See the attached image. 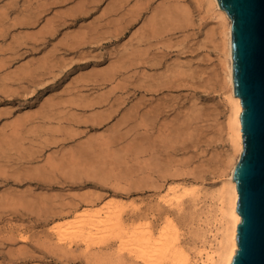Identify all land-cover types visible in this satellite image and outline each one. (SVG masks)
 <instances>
[{"label":"rangeland","instance_id":"rangeland-1","mask_svg":"<svg viewBox=\"0 0 264 264\" xmlns=\"http://www.w3.org/2000/svg\"><path fill=\"white\" fill-rule=\"evenodd\" d=\"M216 27L199 0H0V264H132L113 238L50 234L93 203L171 225L191 256L209 245L232 153ZM142 136L157 152L138 154ZM175 186L197 196L163 205Z\"/></svg>","mask_w":264,"mask_h":264},{"label":"bare ground","instance_id":"bare-ground-1","mask_svg":"<svg viewBox=\"0 0 264 264\" xmlns=\"http://www.w3.org/2000/svg\"><path fill=\"white\" fill-rule=\"evenodd\" d=\"M199 1L206 12L215 20V25H217L216 30L218 35L216 38V46L221 53V65L223 71L221 89L223 90L224 100L228 110L225 129L227 140L232 149V153L229 151L225 162L226 169L224 170L227 171H222L219 174L217 184H214V187H216L214 191L217 195V200L219 201L220 219L216 233L208 231L211 235H206L209 238V240H207V242L209 241V245H201L203 246L202 248H200L201 246L197 247L196 252L191 256L180 248L178 235L171 225L165 224L164 226L159 227L155 224H151L152 221L149 223L143 221L147 220V217L145 219L144 216L139 217L138 219L140 221H137V224L134 223L130 228L129 225L127 226L125 224L128 221V218L124 216V214L127 216L128 213L127 210V213H125V204L124 207H122L123 204L122 206L121 204L118 206L116 203H109L108 205L96 203L86 204V206L80 211L77 209L74 217L67 219L68 222L66 224L52 228L50 234L52 237L55 236L57 242L68 244L69 241H75L77 239L78 244L82 243L85 245H82V248L87 247L88 250L91 246L94 247L93 245L99 243L102 244L104 241L106 243V240L108 241V239L113 238L111 240H116L119 244L116 243L118 247L117 254L120 253L119 255L121 257L124 256L125 253L131 254L132 257L129 254L128 255L130 256L129 259L131 258L132 261L134 260V262L131 261L132 264H231L237 250L239 249L237 228L242 220L241 215L237 212L239 198L237 184L232 178L234 168L243 148V135L240 118L243 108L240 97L234 96L231 19L227 12L219 6L217 0ZM173 17H175V15L172 14V18ZM176 17L179 18L177 13ZM149 88V92L152 94L158 93V90L161 87H159V84H151ZM143 90V85L141 84V94L139 97L140 130L143 131L149 126L146 133H149V138H152L154 135L153 130L157 115H150L148 110L158 112L160 104L158 106H153V99L147 104L145 102ZM166 90L168 89H165L164 92ZM147 105H149V109L144 111V108L147 107ZM177 130L179 133L180 131L182 132L180 127ZM170 136L171 135L169 134L168 137ZM145 143L144 136L140 137L137 146L138 154L147 152L150 153L151 156V152L147 151L148 147L146 144L149 145V148H152V152H157L154 150V148L157 149V146L153 145L155 144L154 142L151 143L149 141L148 143ZM153 154L155 155V153H152V155ZM187 196L195 197L197 196V192L194 190H187V188L181 186L169 187L164 196L161 197L160 201L163 205L165 204V206L178 205L176 207H179L180 204L184 203L183 200ZM132 205L130 204L131 207L127 206L129 207V210L132 208ZM134 207L135 208L131 209V212L132 210L133 212L139 211V207ZM135 217L137 216L135 215ZM204 242L205 243H202L207 244L205 240ZM98 248L101 249L99 246Z\"/></svg>","mask_w":264,"mask_h":264},{"label":"water","instance_id":"water-1","mask_svg":"<svg viewBox=\"0 0 264 264\" xmlns=\"http://www.w3.org/2000/svg\"><path fill=\"white\" fill-rule=\"evenodd\" d=\"M231 19L234 96L243 148L234 168L239 249L231 264H264V0H217Z\"/></svg>","mask_w":264,"mask_h":264}]
</instances>
